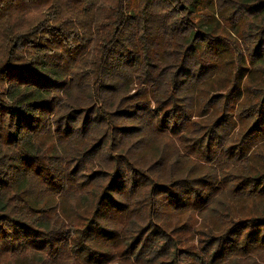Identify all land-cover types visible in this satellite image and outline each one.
<instances>
[{
  "label": "trees",
  "instance_id": "trees-1",
  "mask_svg": "<svg viewBox=\"0 0 264 264\" xmlns=\"http://www.w3.org/2000/svg\"><path fill=\"white\" fill-rule=\"evenodd\" d=\"M0 264H264V0H0Z\"/></svg>",
  "mask_w": 264,
  "mask_h": 264
},
{
  "label": "rangeland",
  "instance_id": "rangeland-1",
  "mask_svg": "<svg viewBox=\"0 0 264 264\" xmlns=\"http://www.w3.org/2000/svg\"><path fill=\"white\" fill-rule=\"evenodd\" d=\"M227 35V34H226ZM236 37L237 35H233ZM233 36H228L224 38V40H228L231 47H236L237 43L235 44V41L238 42ZM240 41V40H239ZM239 44V42H238ZM243 49V46H241V50ZM236 64V62L234 63ZM222 71L218 74L216 79H219V82L221 85H223L229 78L228 73V67L227 65L222 63ZM135 90H133L131 93H133ZM201 101V102H200ZM204 103L203 100H199L197 97L194 98L193 106L200 107ZM201 117V116H199ZM238 128V124L236 125V129ZM235 129V130H236ZM213 202L214 208L212 211L205 213L204 215L195 213L191 219V223L189 225H193L192 228L199 226L202 228L201 231H207L206 227L210 225L213 226H220L223 225V220H221V214L218 213V210H227V208L230 210L232 214L236 215H242V214H248L251 211H255L256 207L261 208L263 201H257L256 203L252 199L248 198H233L231 195H229L227 192L224 194H219ZM190 235L188 232H185V236L182 239V241L185 240V238L189 237ZM200 233L195 232L194 235H192V238H194V243L197 244V239L199 238ZM180 248H184L182 243L178 244ZM182 250H179L181 252ZM182 253V252H181Z\"/></svg>",
  "mask_w": 264,
  "mask_h": 264
}]
</instances>
